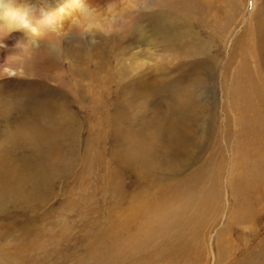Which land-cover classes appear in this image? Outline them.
I'll return each mask as SVG.
<instances>
[{"label": "rangeland", "instance_id": "1", "mask_svg": "<svg viewBox=\"0 0 264 264\" xmlns=\"http://www.w3.org/2000/svg\"><path fill=\"white\" fill-rule=\"evenodd\" d=\"M214 1L211 48L124 78L103 39L31 76L0 26V264H264V0Z\"/></svg>", "mask_w": 264, "mask_h": 264}, {"label": "bare ground", "instance_id": "2", "mask_svg": "<svg viewBox=\"0 0 264 264\" xmlns=\"http://www.w3.org/2000/svg\"><path fill=\"white\" fill-rule=\"evenodd\" d=\"M10 2L11 7L19 13L21 19L12 21L5 18L3 11L0 10V26L7 34H12L15 39L18 35L25 37L26 44L23 45V53L28 57L29 62L26 63L31 76H35L40 70H46L53 77L51 72L57 58L61 59V53L65 51L63 54L66 55L70 49H73L72 52L74 53L71 54L76 55L77 62L80 64H84L87 59L85 55V59H83L81 54H92V57L96 58L99 67L96 71H104L105 73L109 59L104 64H99L98 58L100 62L103 61V57H105L102 53V51L105 52L103 47L109 44L111 56H117L116 60L121 65L122 72L120 75L123 76L122 78L129 77L128 75L138 72L139 66H150L154 69L160 66L155 59L156 53L153 52L152 48H149L151 41L148 39V35L159 42L161 51L163 54H168V57L176 60L178 58L196 57L203 50L211 48L216 40L213 31L210 33L206 31L207 25L204 21L206 19L210 20L212 27L218 24L221 25L223 22V20H217L218 9L214 0H10ZM46 22L48 24L44 26ZM100 39H103L106 45L100 47ZM14 57L16 55L12 53L9 55V60H14ZM5 60H8V57ZM91 75L90 78L95 81L90 85L102 83V79L97 78L99 73ZM26 87L28 88V86ZM29 87L31 86L29 85ZM29 90L31 91V89ZM45 94L49 98L53 97V92L50 90H45L43 95ZM61 98L62 94L59 95V100ZM53 107H55V103L53 106L52 99L49 106L52 112ZM251 175V183L264 188V172L251 173ZM6 177V174L0 173V178ZM21 186L22 184L16 190L20 189ZM1 196L2 193L0 192ZM206 199L207 196H204V201ZM153 203L148 202L140 207L133 205L130 209L128 208L130 210L127 212L128 217L132 219L139 215L141 217L142 211L153 208ZM135 204H138V202ZM160 211L164 214V210ZM153 213L156 215L155 212ZM176 216L174 215L173 218H177Z\"/></svg>", "mask_w": 264, "mask_h": 264}, {"label": "clouds", "instance_id": "3", "mask_svg": "<svg viewBox=\"0 0 264 264\" xmlns=\"http://www.w3.org/2000/svg\"><path fill=\"white\" fill-rule=\"evenodd\" d=\"M0 10L3 11L5 18H9L12 21H19L21 19L19 13L11 7L10 0H0Z\"/></svg>", "mask_w": 264, "mask_h": 264}]
</instances>
